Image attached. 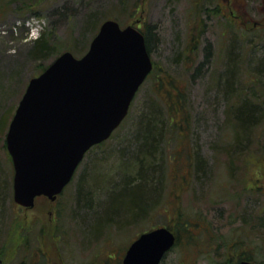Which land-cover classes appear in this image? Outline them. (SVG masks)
Wrapping results in <instances>:
<instances>
[{"label": "rangeland", "instance_id": "1", "mask_svg": "<svg viewBox=\"0 0 264 264\" xmlns=\"http://www.w3.org/2000/svg\"><path fill=\"white\" fill-rule=\"evenodd\" d=\"M134 1L46 0L25 12L19 1L0 5V264H121L141 232L167 224L179 232L178 243L161 264H219L250 254L264 264V125L242 137L235 117L244 98L264 99V0H144L133 15ZM111 15L124 26L150 27L157 69L127 119L87 154L59 198L40 196L33 208L22 207L13 197L6 143L19 102L41 67L65 50L83 55ZM236 24L243 35L237 36ZM43 32L53 48L36 55L33 42ZM177 84L188 119L179 121L184 136L178 122L159 139L162 187L149 203L151 214L95 225L83 208L82 180L103 162L106 183L129 176L123 157L140 135L143 112L154 107L166 118V102L179 106ZM184 218L196 227L178 225Z\"/></svg>", "mask_w": 264, "mask_h": 264}, {"label": "water", "instance_id": "2", "mask_svg": "<svg viewBox=\"0 0 264 264\" xmlns=\"http://www.w3.org/2000/svg\"><path fill=\"white\" fill-rule=\"evenodd\" d=\"M153 67L143 31L107 19L84 55L66 50L32 77L6 136L15 200L33 206L40 195L56 199L86 152L125 119ZM175 243L166 226L145 231L130 244L123 264H161Z\"/></svg>", "mask_w": 264, "mask_h": 264}, {"label": "trees", "instance_id": "3", "mask_svg": "<svg viewBox=\"0 0 264 264\" xmlns=\"http://www.w3.org/2000/svg\"><path fill=\"white\" fill-rule=\"evenodd\" d=\"M14 1H19L21 10L25 12L27 10L33 11L38 9L40 5L46 0H0V5L4 3L11 4ZM135 1L136 3H133L131 6L133 15H136L141 11L140 9L144 2V0ZM2 11L3 9H0V15ZM109 18H115L118 20L116 15H111ZM236 27L240 29V33L237 31V36L243 35L241 33L242 28L238 27V25ZM98 29L99 28L96 29L95 34L97 33ZM144 32L147 39L148 49L151 52L153 34L149 26L147 27V30H144ZM33 43V50L36 55L43 54L44 52L48 53L53 48L50 37H48L47 33L45 32L35 38ZM46 67L47 66L41 67V71H43ZM235 67L236 66L231 65L230 71H228V77H230V83L227 81L229 84L228 87L233 85V83L231 84V81L233 82V78H231V76L233 75L232 71H234ZM156 69L157 68H155L154 71H156ZM236 78V83L238 84L239 77L236 76ZM170 84L173 83L171 82ZM160 86L161 90L162 84ZM176 89L179 92L178 95L180 101H175L179 103V106L171 105L166 102L168 106L166 118L160 113V111H155L154 107H149V112L147 113L145 111L143 112L144 114L141 117V121L138 126V135L139 133L140 135L133 139V146L132 149H130L128 157H123L124 163L128 165L129 176H124L122 180H111L106 183L107 175L104 172L107 171V168L106 164L103 162L101 166L104 167L103 171L100 170V166L95 168L92 165L93 168H91V170L93 173L90 174L91 176L89 175L86 180H82L80 191L82 192L85 190V187L87 188V191H84L85 195L83 196V203L85 204L83 208L87 210L89 221L91 220V222L95 225L100 226L102 220L106 221L109 219L129 221L138 218L140 220L139 217L147 218L151 214L150 210L148 209L149 203L158 198L162 187V175L159 168V139L163 134L166 135L167 128L168 130L172 131V129L177 126L180 119H183L184 121H187L188 119L186 108L184 107L182 99L183 93L179 90L178 84ZM166 93H171V89L168 88ZM157 94L159 95V92H157ZM254 96L260 97L258 96V93H255ZM259 100L260 101L254 103L251 102V100L244 98L242 103L237 104L235 117L237 119V123L240 125V133L242 137L248 136L250 132L249 127L252 128L258 124L264 125V99L261 100V98H259ZM179 125L183 128V130L180 129L179 132H181V135L184 136L185 128L180 122ZM200 167L201 166L198 162V164H196V170H199ZM89 182L90 187L87 186ZM93 191L98 195L97 197L94 196ZM3 196L4 194L0 190V198ZM178 225H182L184 229L191 231L196 227L197 224H194L192 221L186 220V218H184V220ZM167 226L173 229L168 224ZM152 228L153 227L149 229ZM173 230L177 234V244L179 232L175 229ZM232 260L233 259H228L222 262H231Z\"/></svg>", "mask_w": 264, "mask_h": 264}, {"label": "flooded vegetation", "instance_id": "4", "mask_svg": "<svg viewBox=\"0 0 264 264\" xmlns=\"http://www.w3.org/2000/svg\"><path fill=\"white\" fill-rule=\"evenodd\" d=\"M256 26H261V24L259 23H255ZM239 259H249V260H252L254 261L255 263H258L260 264L257 260H255V258L250 254V255H247V256H240L239 258L235 259V260H239Z\"/></svg>", "mask_w": 264, "mask_h": 264}]
</instances>
